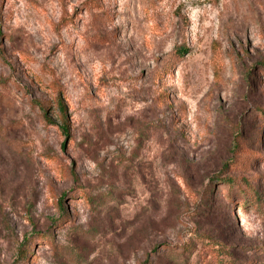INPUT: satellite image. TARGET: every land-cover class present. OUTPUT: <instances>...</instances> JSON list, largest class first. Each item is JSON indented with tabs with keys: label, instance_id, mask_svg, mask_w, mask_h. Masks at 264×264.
Returning <instances> with one entry per match:
<instances>
[{
	"label": "rangeland",
	"instance_id": "rangeland-1",
	"mask_svg": "<svg viewBox=\"0 0 264 264\" xmlns=\"http://www.w3.org/2000/svg\"><path fill=\"white\" fill-rule=\"evenodd\" d=\"M230 259L264 264V0H0V264Z\"/></svg>",
	"mask_w": 264,
	"mask_h": 264
},
{
	"label": "trees",
	"instance_id": "trees-1",
	"mask_svg": "<svg viewBox=\"0 0 264 264\" xmlns=\"http://www.w3.org/2000/svg\"><path fill=\"white\" fill-rule=\"evenodd\" d=\"M179 51H181V55L186 52L185 48H178ZM62 91L58 90L57 95H56V104H57V109L59 111L60 117H61V126L60 129L63 134L69 135V120L67 117V112H66V104L62 99ZM44 118L48 120L47 116L44 114ZM235 183V180L232 179L231 177L227 178L225 184L227 185H233ZM256 199H259V194L256 192ZM247 202V201H246ZM246 202H243V204H246ZM240 203V202H239ZM25 253V251H24ZM22 255H24L22 253ZM223 264H237L235 261L227 260L224 261Z\"/></svg>",
	"mask_w": 264,
	"mask_h": 264
}]
</instances>
